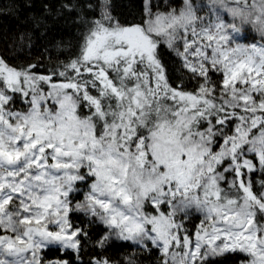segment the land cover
I'll list each match as a JSON object with an SVG mask.
<instances>
[{
  "label": "snow or ice",
  "instance_id": "6c2138e0",
  "mask_svg": "<svg viewBox=\"0 0 264 264\" xmlns=\"http://www.w3.org/2000/svg\"><path fill=\"white\" fill-rule=\"evenodd\" d=\"M85 7L98 18L67 63L0 56V264H70L49 249L84 264L85 247L113 240L156 250L160 264H264V179H252L264 175V0H210L208 18L192 0L164 11L143 0L129 25L110 0ZM246 25L257 43L236 42ZM162 46L193 90L170 81ZM91 225L105 228L95 242Z\"/></svg>",
  "mask_w": 264,
  "mask_h": 264
},
{
  "label": "trees",
  "instance_id": "16d2710c",
  "mask_svg": "<svg viewBox=\"0 0 264 264\" xmlns=\"http://www.w3.org/2000/svg\"><path fill=\"white\" fill-rule=\"evenodd\" d=\"M164 7L180 0H156ZM94 0H0V56L5 57L11 64L17 66L29 63H43L46 68L54 69L61 63H67L79 53L80 46L86 32L85 20L98 18V11H90L86 4ZM71 3L74 10L69 12L64 5ZM111 15L122 25L139 24L143 15V0H110ZM164 11L165 9H160ZM250 32L243 29L236 41H246ZM24 39L21 40L20 37ZM243 37V38H242ZM242 38V39H240ZM31 43V48L27 45ZM47 49V54L44 50ZM161 59L166 65L170 81L183 82L187 90L195 87L190 81L188 73L182 68L180 59L166 47L160 49ZM214 80L219 77L214 76ZM25 105L17 98L14 105ZM26 106V105H25ZM253 181L264 179V175L254 173ZM86 189L81 186V193L76 200H82V193ZM72 219L84 226L86 218L80 214H73ZM202 219L201 214L192 213L185 222L186 227L194 230ZM90 239L95 242L105 232L102 225L88 227ZM151 247V245H149ZM46 259H68L70 264H79L75 255L69 252L61 254L58 250L49 249L44 253ZM93 255H103L111 264H126V258L133 257L136 264H160L159 253L142 252L131 242L113 240L109 246L101 251L91 246L85 247L82 253L84 264ZM246 259L242 254L225 255L218 264H239Z\"/></svg>",
  "mask_w": 264,
  "mask_h": 264
},
{
  "label": "rangeland",
  "instance_id": "374dc122",
  "mask_svg": "<svg viewBox=\"0 0 264 264\" xmlns=\"http://www.w3.org/2000/svg\"><path fill=\"white\" fill-rule=\"evenodd\" d=\"M175 2L176 1L172 2V6L173 7H177V6L182 4V0H180V2H177V3H175ZM192 2L194 4V6L196 7V9L198 10L197 14L199 16H202V17H205V18L209 17L210 0H192ZM160 5H161L160 9H162V8L165 9V7L162 4H160ZM220 14L223 15V11H221ZM228 19H231V17H228ZM243 29L250 31V32H246V34H247L246 41L243 40L241 42H237V41L236 42L240 43V44H243V45H251L253 43H257V41L259 39L258 33L251 26H248V25L244 26ZM241 34L242 33H240V35L237 36V37H240ZM237 37H236V39H237ZM242 38H240V39H242ZM16 107H19L18 108L19 110H24L26 108V106L22 105V104H21V106L18 105Z\"/></svg>",
  "mask_w": 264,
  "mask_h": 264
}]
</instances>
